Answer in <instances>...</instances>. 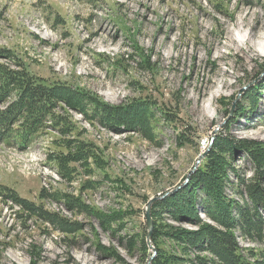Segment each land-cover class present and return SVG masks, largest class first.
Listing matches in <instances>:
<instances>
[{"label":"rangeland","instance_id":"1","mask_svg":"<svg viewBox=\"0 0 264 264\" xmlns=\"http://www.w3.org/2000/svg\"><path fill=\"white\" fill-rule=\"evenodd\" d=\"M250 32L264 37V0H0V73L27 72L42 88L55 82L45 86L69 99L47 105L26 148L0 142V264H142L156 255L155 232L166 252L212 259L184 254L169 235L197 225L152 208L149 243L146 208L183 190L216 140L264 145V38ZM4 81L13 95L0 108L20 93ZM98 95L108 106L91 101ZM111 106L147 111L126 125ZM238 150L226 169L234 183L231 166L246 167ZM227 193L241 200L231 184ZM203 198L197 190L195 204ZM45 212L64 226L41 219Z\"/></svg>","mask_w":264,"mask_h":264},{"label":"trees","instance_id":"2","mask_svg":"<svg viewBox=\"0 0 264 264\" xmlns=\"http://www.w3.org/2000/svg\"><path fill=\"white\" fill-rule=\"evenodd\" d=\"M6 52L5 49H1L0 58L3 59L7 54ZM5 73L6 76L3 77ZM25 75L29 74L12 70L7 72L2 70L0 73V102H6V100H2V97H7L8 102V99L13 95V89L8 82L4 81L5 79L12 81L13 87L20 90L17 99H14L15 101L12 100L4 108H0V142H6L8 145L15 144L20 148L27 147L36 136L34 132L40 127L39 122L46 121L45 110H47V105L52 100L69 103L65 90L54 89L51 91V89H47L49 85H56L55 82L49 83L47 81L48 85L45 84L47 86L44 85V88H42L37 81L29 82ZM14 78L16 79L14 80ZM256 88H263V86L259 84L255 86ZM80 101L81 97L79 95L72 99V102L77 106H80ZM91 101L108 106L106 102L100 99L99 95L92 96ZM27 102L33 104L26 108ZM111 107L119 109L116 111L117 116L126 125H131L132 122L128 123L131 121V115L143 114L147 111L144 107L139 109L126 108L125 106ZM101 111L100 108L94 109L97 115H100ZM104 115L103 113L100 115V121H102ZM50 119V121L55 120L53 113L50 115ZM166 119L169 122L173 121L170 116H167ZM136 124L139 128H144L140 123ZM54 126H56L55 121ZM58 127L64 134L70 133L63 130L60 124ZM256 144L251 140H240L235 144L227 136L216 140L210 153L203 159L201 165L191 177L190 183L183 190L165 197L152 207V210L156 212L169 213L172 219L188 221L198 226L196 230L183 229L177 234L169 233L172 238L178 236L177 241L182 244L181 252L187 254L192 250L195 252L204 251L211 254L213 258L196 255L192 259H184V257H179L175 251L166 252V249L160 245L159 235L157 236L155 232L154 244L157 252H155L156 255L150 264H182V262L196 264H264V145ZM237 149L246 154V157H243V166L245 165L244 168L246 169L250 167L251 169L248 170L252 171V175L246 179L242 176V174H245L242 172L244 168L231 166V172L238 177L237 182L234 183L229 179L226 169L231 164L230 162L234 163L237 160L235 156L232 157ZM81 151L85 150L81 149ZM78 154H80L79 151H74L72 156L77 158ZM230 156L232 158H229ZM67 163L70 162L67 161ZM230 184L238 192L241 200L228 195L227 189ZM197 190H200V193L204 196L203 205H196L194 202ZM20 198L18 204L26 210H32L31 204L34 203L22 197ZM200 213H204L208 219L220 227L209 222H203ZM40 218L58 225V227L64 226L62 219L54 213L45 212ZM67 227L70 229V225ZM236 231L238 232L237 235L235 234ZM240 236L259 246L257 249H243L238 240ZM140 243L143 247L147 246L145 239H140ZM102 248L110 250L117 259L120 258L119 252L114 247ZM130 255L137 258V255L131 253ZM149 258L150 255H146L142 264H146Z\"/></svg>","mask_w":264,"mask_h":264},{"label":"water","instance_id":"3","mask_svg":"<svg viewBox=\"0 0 264 264\" xmlns=\"http://www.w3.org/2000/svg\"><path fill=\"white\" fill-rule=\"evenodd\" d=\"M203 157H204V155L201 157V159H203ZM200 159V160H201ZM200 163V162H199ZM186 182H188V180H186ZM180 187H176L174 190H172V191H169L168 193H166L165 194V196H167L168 194L170 195V194H173V193H175V192H177L178 191V189H179ZM164 196V197H165ZM156 200H158V198H153V199H151V201H149L148 203H147V208H146V217H147V228H148V235H147V239H148V242L149 243H151V238H152V218H151V208H152V206H153V204L156 202ZM151 245V244H150ZM152 246V248H154L153 247V245H151ZM153 258V257H152ZM152 258H150V261H149V263L148 264H150L151 263V260H152Z\"/></svg>","mask_w":264,"mask_h":264},{"label":"bare ground","instance_id":"4","mask_svg":"<svg viewBox=\"0 0 264 264\" xmlns=\"http://www.w3.org/2000/svg\"><path fill=\"white\" fill-rule=\"evenodd\" d=\"M253 27H255V26H252L251 28L254 30V28ZM102 29H105V27L104 26H102ZM251 37H259V38H261V40L264 38L263 37V35H262V37H261V34H260V36L259 35H256V32H250V37H249V39L251 38ZM88 38V37H87ZM231 38H232V40H234L235 39V37H234V35H232L231 36ZM96 39V38H95ZM89 40V39H88ZM236 40V39H235ZM87 41V40H86ZM95 42V41H94ZM91 43V42H90ZM210 96H209V98H211V99H213V98H215V94H209ZM241 102V101H240ZM41 249V248H40ZM40 254V253H39ZM42 254V253H41ZM47 257V253L45 254V257L44 258H46ZM43 259V255L42 256H39V259L38 260H42Z\"/></svg>","mask_w":264,"mask_h":264}]
</instances>
